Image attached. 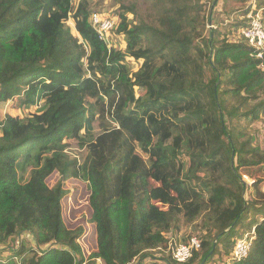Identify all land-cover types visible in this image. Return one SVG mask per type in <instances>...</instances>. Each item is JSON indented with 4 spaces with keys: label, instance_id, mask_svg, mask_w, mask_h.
I'll return each mask as SVG.
<instances>
[{
    "label": "trees",
    "instance_id": "trees-1",
    "mask_svg": "<svg viewBox=\"0 0 264 264\" xmlns=\"http://www.w3.org/2000/svg\"><path fill=\"white\" fill-rule=\"evenodd\" d=\"M144 2L143 13L121 4L108 35L124 46L114 48L87 1L0 0V104L41 103L29 118L0 120V264H130L156 252L179 264L172 250L189 241L180 220L201 244L183 264H264V150L234 127L264 114V58L215 22L210 62L204 0ZM71 180L89 192L88 255L83 229L62 218ZM245 236L251 249L238 260Z\"/></svg>",
    "mask_w": 264,
    "mask_h": 264
},
{
    "label": "rangeland",
    "instance_id": "rangeland-1",
    "mask_svg": "<svg viewBox=\"0 0 264 264\" xmlns=\"http://www.w3.org/2000/svg\"><path fill=\"white\" fill-rule=\"evenodd\" d=\"M73 7H76L83 0H70ZM89 3V7L91 13H96L101 17H107L117 23L118 15L121 14V4L127 5L128 3H136L138 9L141 13L146 9V3L144 0H84ZM207 4V16L209 18L210 9L214 0H204ZM255 2L256 5L264 3V0H218L211 16V23L218 22V32L221 34H225V32L230 30L228 35V39L230 41H236L239 39V33L234 32L232 26L236 24V22H240V15L245 11L247 6H250V3ZM213 19V22H212ZM68 25L72 28L71 21L69 20ZM215 26L207 24V31H211L213 33V28ZM217 28V27H215ZM212 29V30H211ZM108 42L111 47L114 48H122L124 46V38L118 36L108 35ZM132 70H136L138 68L137 64L130 65ZM264 71V68H263ZM264 100V98H261ZM41 103H38L36 106H29L20 108L18 99H14L12 101L7 102L6 104H0V120H2L6 115L12 117H18L20 119L29 118L31 115L35 114L39 109ZM234 127L240 134L241 141L251 140V145L256 146L262 150H264V114L261 119L255 121H235ZM71 155L77 157L80 162L85 157V152H83L76 143H72L71 146ZM233 158V157H232ZM28 178L25 177V181ZM59 180L58 176L55 174L48 180V185L52 187ZM242 181L247 187H250L253 184V181L246 176L242 177ZM65 190L67 194L62 200V218L63 222L69 230H76L78 228L83 229V236L81 237V249L85 255L90 254V252L94 249V236L92 226L89 222L90 218V210L88 208V196L89 192L85 184L80 183L78 181L71 180L69 182L64 183ZM262 191L264 192V182L261 185ZM249 196V197H248ZM250 198L252 200V196L250 192L247 191L245 193V198ZM199 224V222H197ZM179 237L182 238H198L200 235L197 229L193 226H186L180 220L179 222ZM23 237L26 238L28 243H23L25 247L29 245L34 246V241L29 237L28 234H23ZM204 237V241H209L207 236ZM188 239V240H189ZM201 239V238H200ZM23 240V238H22ZM200 241V240H199ZM18 246V245H17ZM3 248L0 246V254H3ZM200 253V251L198 252ZM167 255L168 253H163ZM202 254V253H201ZM5 255V254H4ZM3 255V256H4ZM163 255H159L157 252L147 256L152 262H159V264H163L164 262L160 259L163 258Z\"/></svg>",
    "mask_w": 264,
    "mask_h": 264
},
{
    "label": "built area",
    "instance_id": "built-area-1",
    "mask_svg": "<svg viewBox=\"0 0 264 264\" xmlns=\"http://www.w3.org/2000/svg\"><path fill=\"white\" fill-rule=\"evenodd\" d=\"M240 20L244 25L238 31L239 37L252 50L254 58L262 60L264 58V7H259L255 2L250 3V6H247L240 15ZM89 21L97 35L107 41L108 33L114 28L115 22L96 13L91 14ZM251 241L249 236L238 240L232 251L234 258L238 260L245 258L251 249ZM199 251H201V244L197 238L192 237L187 244H180L172 250V259L176 263L183 264ZM97 263L100 264V260H97ZM130 264L154 263L149 260H136Z\"/></svg>",
    "mask_w": 264,
    "mask_h": 264
},
{
    "label": "water",
    "instance_id": "water-1",
    "mask_svg": "<svg viewBox=\"0 0 264 264\" xmlns=\"http://www.w3.org/2000/svg\"><path fill=\"white\" fill-rule=\"evenodd\" d=\"M217 1H218V0H214V1H213V4H212L211 9H210V14H209V25H210V26H211V16H212V12H213V9H214V7H215ZM211 30H212V29H211ZM210 37H211V39H210L209 46H210V62H211V54H212V32H211V31H210ZM215 90H216V88H215ZM232 154H233V152H232ZM232 157H233V156H232ZM215 245H216V241L213 243V248H212V250H211L209 256L213 253V249L215 248Z\"/></svg>",
    "mask_w": 264,
    "mask_h": 264
},
{
    "label": "clouds",
    "instance_id": "clouds-1",
    "mask_svg": "<svg viewBox=\"0 0 264 264\" xmlns=\"http://www.w3.org/2000/svg\"><path fill=\"white\" fill-rule=\"evenodd\" d=\"M211 25H212V23H211Z\"/></svg>",
    "mask_w": 264,
    "mask_h": 264
}]
</instances>
